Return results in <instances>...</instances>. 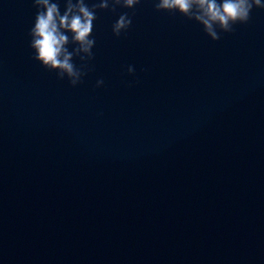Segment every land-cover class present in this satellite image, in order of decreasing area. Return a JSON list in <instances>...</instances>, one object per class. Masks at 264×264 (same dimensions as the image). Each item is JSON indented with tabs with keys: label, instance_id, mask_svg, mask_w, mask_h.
Wrapping results in <instances>:
<instances>
[{
	"label": "water",
	"instance_id": "1",
	"mask_svg": "<svg viewBox=\"0 0 264 264\" xmlns=\"http://www.w3.org/2000/svg\"><path fill=\"white\" fill-rule=\"evenodd\" d=\"M36 11L0 0V264H264V10L218 41L97 10L75 87L32 59Z\"/></svg>",
	"mask_w": 264,
	"mask_h": 264
},
{
	"label": "clouds",
	"instance_id": "2",
	"mask_svg": "<svg viewBox=\"0 0 264 264\" xmlns=\"http://www.w3.org/2000/svg\"><path fill=\"white\" fill-rule=\"evenodd\" d=\"M141 0H99L91 7L85 0H66L61 13L58 2L54 0H33L36 8L34 25L29 29V47L32 59L44 69L55 72L57 79L67 78L71 86L82 82L87 73V62L94 58L92 52L96 40L92 35L97 10L116 13L119 8L134 9ZM156 12L178 13L202 26L204 33L212 40L221 39V33H232L238 24H246L254 9L264 10V0H153ZM132 26L128 12L120 13L112 25V33L119 38ZM69 45H74L69 50ZM74 57L82 62L80 67ZM135 72L129 65L127 73ZM104 84L103 79L96 87Z\"/></svg>",
	"mask_w": 264,
	"mask_h": 264
}]
</instances>
